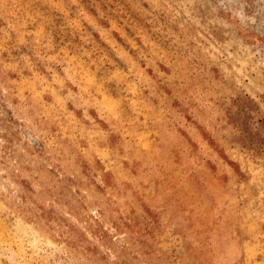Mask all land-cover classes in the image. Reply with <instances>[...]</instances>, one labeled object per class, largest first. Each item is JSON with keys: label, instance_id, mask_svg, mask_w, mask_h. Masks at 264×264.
I'll return each mask as SVG.
<instances>
[{"label": "rangeland", "instance_id": "374dc122", "mask_svg": "<svg viewBox=\"0 0 264 264\" xmlns=\"http://www.w3.org/2000/svg\"><path fill=\"white\" fill-rule=\"evenodd\" d=\"M0 264H264V0H0Z\"/></svg>", "mask_w": 264, "mask_h": 264}]
</instances>
